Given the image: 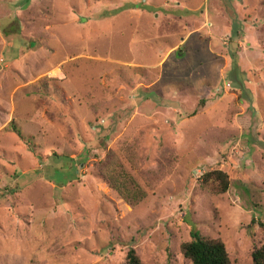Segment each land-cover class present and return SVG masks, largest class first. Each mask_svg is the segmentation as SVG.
<instances>
[{
    "label": "rangeland",
    "instance_id": "374dc122",
    "mask_svg": "<svg viewBox=\"0 0 264 264\" xmlns=\"http://www.w3.org/2000/svg\"><path fill=\"white\" fill-rule=\"evenodd\" d=\"M6 5L28 10L0 7V264H127L129 247L144 264H190L191 230L254 264L264 0ZM108 165L143 193L134 205ZM215 168L230 176L223 194L198 182Z\"/></svg>",
    "mask_w": 264,
    "mask_h": 264
},
{
    "label": "trees",
    "instance_id": "16d2710c",
    "mask_svg": "<svg viewBox=\"0 0 264 264\" xmlns=\"http://www.w3.org/2000/svg\"><path fill=\"white\" fill-rule=\"evenodd\" d=\"M104 176L108 180L109 187L126 203L134 205L144 196L142 192L128 185L129 181L126 180L128 174L121 165L106 166ZM198 182L207 192L218 195L227 191L230 176L226 171L215 168L204 171L198 178ZM259 225L264 229V223ZM190 236L189 241H184L179 246L180 253L190 261V264H231L224 243L219 238L202 236L197 230H191ZM251 256L254 264H264V249H257ZM125 258L127 264H144L132 247L128 248Z\"/></svg>",
    "mask_w": 264,
    "mask_h": 264
},
{
    "label": "crops",
    "instance_id": "0c3cea01",
    "mask_svg": "<svg viewBox=\"0 0 264 264\" xmlns=\"http://www.w3.org/2000/svg\"><path fill=\"white\" fill-rule=\"evenodd\" d=\"M8 1L10 2L11 0H0V7H2V9H3V11L4 10H6V9H9L8 8V5H6L7 3H8ZM29 1V0H28ZM28 4V3H27ZM26 4V5H27ZM24 6V8H27V6ZM15 6V5H14ZM17 11L15 12V14L14 15H12V13L14 12L11 8L7 11V14L9 15V16H11L12 15V17H14L15 18V20H16V16H19V13L20 12H22V10L23 11H26V10H28V9H16ZM18 14V15H17ZM5 15V14H4ZM12 25L15 27L16 26V23H15V21H14V19H13V21H12ZM6 28H7V25L5 26ZM44 30V29H43ZM16 31L17 32H19L20 33V28H19V30H18V28L16 29ZM23 31L24 32H26V34L27 33H31V30H26V29H22V34H21V36H19V37H21V38H24L25 39V35L23 34ZM38 31H39V28H38ZM40 31H41V29H40ZM26 40V39H25ZM181 42L182 41H180L179 43H177V44H175L172 48H171V50L172 51H175V50H177V48L179 47V45L181 44ZM5 47V46H4ZM30 49H33V48H30ZM38 49V48H37Z\"/></svg>",
    "mask_w": 264,
    "mask_h": 264
}]
</instances>
